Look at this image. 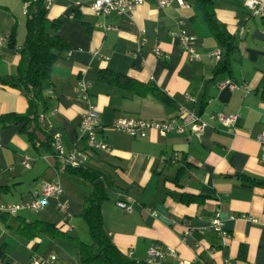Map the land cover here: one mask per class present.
<instances>
[{
	"label": "crops",
	"instance_id": "1",
	"mask_svg": "<svg viewBox=\"0 0 264 264\" xmlns=\"http://www.w3.org/2000/svg\"><path fill=\"white\" fill-rule=\"evenodd\" d=\"M78 1L84 5L77 6ZM87 1L52 0L47 8L48 20L59 19L57 29L48 30L63 38L67 49L51 67L52 85L38 112V139L58 134L65 150L83 146L78 126L87 101L78 94L81 78L90 83L88 100L101 125L123 116L180 122L183 105L207 122L199 137L189 131L150 129L143 138L112 128L99 131L109 149L90 152L82 167L97 169L114 183L101 203L105 232L136 260H146L156 245L174 250L157 263L223 264L230 258L233 264H264V184L253 182L264 180V146L256 138L264 127L263 16L250 15L244 0H212L235 46L227 69L217 70L212 51L219 44L201 1L158 7L145 0L128 16L105 18L94 14ZM23 5V0H0V35L6 38L0 45V77L18 69L26 33ZM180 28L195 37L199 59L188 60L180 47ZM140 31L146 37L141 45ZM224 81L236 87H220ZM186 92L192 100L185 99ZM28 104L18 88L0 83V115L24 113ZM232 113L238 115L233 126L210 118ZM20 126H0V210L28 199L42 182L58 180L67 212L59 211L51 198L34 218L21 214L27 209L8 213L6 222L0 221L7 260L26 264L34 256L54 253L61 264H81L78 244L91 240L80 213L95 186L75 172L59 171L51 141L32 146ZM24 155L31 158L29 167L21 163ZM126 196L130 212L115 205ZM216 210L226 237L210 227ZM20 220L54 223L61 232L26 238L16 231Z\"/></svg>",
	"mask_w": 264,
	"mask_h": 264
},
{
	"label": "trees",
	"instance_id": "2",
	"mask_svg": "<svg viewBox=\"0 0 264 264\" xmlns=\"http://www.w3.org/2000/svg\"><path fill=\"white\" fill-rule=\"evenodd\" d=\"M23 1L27 4L26 33L18 50L20 55L18 69L15 74L1 76L0 83L18 88L26 96L29 104L24 113L8 112L1 114L0 126L21 124L19 130L25 134L32 146H37V143L38 145H47L52 141L48 136H45L44 141H40L37 137V133L40 131L38 112L39 108H44L46 105L45 91L52 85V64L62 51L67 49V43L63 38L48 30V27L56 30L59 19L48 20L44 0ZM197 1L204 4L205 19L219 44L220 57L217 61V70H225L235 47L233 36L216 18L212 0ZM8 43H10V39ZM156 94L164 99L161 93L156 92ZM66 170L77 173L95 186L94 192L84 198L80 213L87 225L91 240L88 244L84 242L78 244V256L81 264H179L175 262L149 263L146 260H136L121 252L110 240L102 224L101 203L106 198V188L111 189L114 183L110 179L104 180L102 172L97 169L80 166L76 168L67 167ZM99 178L105 184L101 188L95 182ZM253 182L264 184V180H253ZM8 213L7 210H0V221L5 223ZM16 231L26 238H32L42 233L61 232V229L54 223L40 220H20ZM0 264H9L3 244H0Z\"/></svg>",
	"mask_w": 264,
	"mask_h": 264
},
{
	"label": "built area",
	"instance_id": "3",
	"mask_svg": "<svg viewBox=\"0 0 264 264\" xmlns=\"http://www.w3.org/2000/svg\"><path fill=\"white\" fill-rule=\"evenodd\" d=\"M264 0H244L245 4L249 9L250 15L253 16H264ZM52 0H44L45 7L48 8ZM145 0H88L86 5L93 11L94 14L105 18L109 14L116 15H130L132 11L140 4L144 3ZM158 7H164L171 5L173 3L179 6H185L187 4L186 0H154ZM26 2L23 5V12H26ZM84 5L83 1H78L77 6ZM177 39L180 47L185 51L188 60L199 59L200 55L195 48V37L184 29L180 28L177 32ZM6 38L0 35V45L4 44ZM146 41V37L143 35V31H140L138 43L143 44ZM156 53H160L157 46H155ZM212 55L219 59L220 50L215 49L212 51ZM228 86L230 88H235L236 85L230 81H224L220 83V87ZM89 87L90 83L85 79L81 78L78 82V94L81 98L87 101V104L82 113L79 126H78V140H82L83 146H75L69 150H65L59 135L56 134L52 138L51 145L54 151V157L58 162V170L64 171L67 167L76 168L83 166L89 159L90 152L98 150L109 149V144L105 139L99 137V131L105 128H112L117 131H122L128 135L135 138H143L147 135L148 130L154 129L161 134H167L170 132L183 133L189 131L195 136L199 137L207 125V122L203 120L199 115L186 110L183 105H180V122L175 121V119H145L141 117L134 116H123L114 119L111 123L107 125H101L98 119V113L95 106L88 100L89 98ZM185 99L192 100L193 98L189 93H184ZM237 114L232 113L228 115L223 114H212L210 118H218L225 124L235 125L237 120ZM42 120V116L39 117ZM257 140L264 146V127L257 135ZM178 159V154L174 153L172 155V161ZM21 163L25 167H29L31 164V158L28 155H24ZM63 194V188L58 180L44 181L38 188L31 191L28 199L20 202L13 203L6 207L5 210L13 211L14 213L20 210H31L37 212L41 210L46 204L49 203L51 198L56 199V208L62 213L67 212V204L63 202L60 197ZM115 205L126 211L130 212L132 210V202L129 196L122 199H117ZM210 227L220 234L222 237H226L227 231L224 229L223 221L220 218L219 212L216 210L211 216L209 221ZM146 261L149 263H156L157 258L164 254H174L172 248H167L162 251L156 245H151L148 249ZM26 264H61L58 256L54 253H49L45 256H34ZM223 264H233L230 258H226Z\"/></svg>",
	"mask_w": 264,
	"mask_h": 264
},
{
	"label": "rangeland",
	"instance_id": "4",
	"mask_svg": "<svg viewBox=\"0 0 264 264\" xmlns=\"http://www.w3.org/2000/svg\"><path fill=\"white\" fill-rule=\"evenodd\" d=\"M21 214H24L25 216H28L29 218H34L36 215L34 212L32 211H20ZM9 213H12L14 214L13 212H9Z\"/></svg>",
	"mask_w": 264,
	"mask_h": 264
},
{
	"label": "water",
	"instance_id": "5",
	"mask_svg": "<svg viewBox=\"0 0 264 264\" xmlns=\"http://www.w3.org/2000/svg\"><path fill=\"white\" fill-rule=\"evenodd\" d=\"M95 182L98 183L100 187L103 186V181L101 178L97 179Z\"/></svg>",
	"mask_w": 264,
	"mask_h": 264
},
{
	"label": "bare ground",
	"instance_id": "6",
	"mask_svg": "<svg viewBox=\"0 0 264 264\" xmlns=\"http://www.w3.org/2000/svg\"><path fill=\"white\" fill-rule=\"evenodd\" d=\"M179 112H180V107H179ZM7 211H9V212H13V211H10V210H7ZM14 213V212H13Z\"/></svg>",
	"mask_w": 264,
	"mask_h": 264
}]
</instances>
